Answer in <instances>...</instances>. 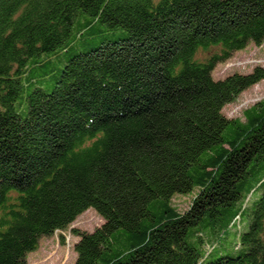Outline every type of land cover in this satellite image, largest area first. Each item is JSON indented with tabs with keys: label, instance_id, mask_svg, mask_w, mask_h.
I'll return each instance as SVG.
<instances>
[{
	"label": "trees",
	"instance_id": "16d2710c",
	"mask_svg": "<svg viewBox=\"0 0 264 264\" xmlns=\"http://www.w3.org/2000/svg\"><path fill=\"white\" fill-rule=\"evenodd\" d=\"M250 43L264 0H0V264L89 208L73 264H264V98L223 111L264 67L213 77Z\"/></svg>",
	"mask_w": 264,
	"mask_h": 264
},
{
	"label": "rangeland",
	"instance_id": "374dc122",
	"mask_svg": "<svg viewBox=\"0 0 264 264\" xmlns=\"http://www.w3.org/2000/svg\"><path fill=\"white\" fill-rule=\"evenodd\" d=\"M125 33L126 31H117L100 26L95 30L94 38L89 42L97 44L104 38H113ZM199 56L203 57L202 51H200ZM256 65L264 67V43L261 45L250 43L244 50L236 52L227 62L219 63L213 72V77L214 79H222L234 72L249 73ZM41 74L40 70H33V76H39L40 78ZM262 98H264L263 81L247 88L235 101L227 104L223 111L228 117H240L244 109L252 106ZM263 176L264 162L249 176L246 186H254L256 181ZM196 192L197 189L188 193H176L172 199L173 203L183 210L188 207ZM103 222L102 216L94 208H89L78 216L66 231H57L52 236L43 237L40 247L29 255L30 264H73L77 258L74 243L78 240V237L72 234L71 228L91 232L101 226ZM59 233L65 234V243L61 241ZM228 251L233 252V248L228 247Z\"/></svg>",
	"mask_w": 264,
	"mask_h": 264
}]
</instances>
